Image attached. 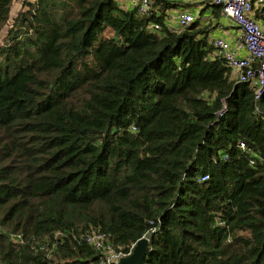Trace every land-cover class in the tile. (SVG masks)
<instances>
[{"label": "trees", "instance_id": "trees-1", "mask_svg": "<svg viewBox=\"0 0 264 264\" xmlns=\"http://www.w3.org/2000/svg\"><path fill=\"white\" fill-rule=\"evenodd\" d=\"M150 2L0 0V264H264V91Z\"/></svg>", "mask_w": 264, "mask_h": 264}, {"label": "built area", "instance_id": "built-area-1", "mask_svg": "<svg viewBox=\"0 0 264 264\" xmlns=\"http://www.w3.org/2000/svg\"><path fill=\"white\" fill-rule=\"evenodd\" d=\"M218 8L220 15L236 27L238 33L232 45L223 38H215L211 42L213 56L221 59L233 73L236 83L246 84L252 90L253 98L257 99L264 91V29L252 18L254 11L264 14V0H209ZM122 9H133L140 16H146L150 10V0H127ZM194 17L187 13L174 15L176 29L167 27L168 31L182 30L193 22ZM149 29L158 31L155 24ZM243 55H240L241 53ZM224 112L225 103L221 101ZM264 117V110L261 111ZM239 150H244L242 144ZM254 164V158L249 160V165ZM206 176L200 178L205 181ZM143 239H145L143 237ZM91 248L98 252L97 260L90 264H117L120 258L129 256L131 246L126 252L114 251L108 244L105 236L93 234L85 239Z\"/></svg>", "mask_w": 264, "mask_h": 264}, {"label": "crops", "instance_id": "crops-1", "mask_svg": "<svg viewBox=\"0 0 264 264\" xmlns=\"http://www.w3.org/2000/svg\"><path fill=\"white\" fill-rule=\"evenodd\" d=\"M127 0H118L119 6L125 5ZM171 1L176 6L167 12V20L165 22L166 27H171L176 29V24L174 21V15L177 13H187L194 17V20L198 19L200 24L205 26L210 24L211 31L208 35V41L211 42L215 38H223L225 41L229 42L231 45L234 42L236 35L238 33L236 27H234L230 22L223 18L220 13L214 17L215 6H213L209 0H167ZM255 22L264 29V14L262 11H254L253 17ZM193 20V21H194ZM212 49V48H211ZM243 55L242 52L239 53ZM213 56V49H212Z\"/></svg>", "mask_w": 264, "mask_h": 264}, {"label": "water", "instance_id": "water-1", "mask_svg": "<svg viewBox=\"0 0 264 264\" xmlns=\"http://www.w3.org/2000/svg\"><path fill=\"white\" fill-rule=\"evenodd\" d=\"M148 243L146 239H139L133 245L129 256L120 258L117 264H142Z\"/></svg>", "mask_w": 264, "mask_h": 264}, {"label": "rangeland", "instance_id": "rangeland-1", "mask_svg": "<svg viewBox=\"0 0 264 264\" xmlns=\"http://www.w3.org/2000/svg\"><path fill=\"white\" fill-rule=\"evenodd\" d=\"M20 10V7H19V3L16 2L13 7H12V12H11V15L17 13L18 11ZM18 16V15H17Z\"/></svg>", "mask_w": 264, "mask_h": 264}]
</instances>
